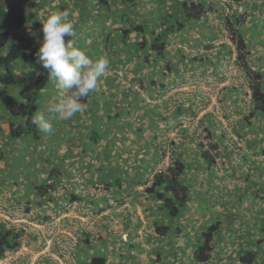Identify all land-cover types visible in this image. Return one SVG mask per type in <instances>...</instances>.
Listing matches in <instances>:
<instances>
[{"label":"crops","instance_id":"0c3cea01","mask_svg":"<svg viewBox=\"0 0 264 264\" xmlns=\"http://www.w3.org/2000/svg\"><path fill=\"white\" fill-rule=\"evenodd\" d=\"M33 3H39V6L41 5V2L43 0H32ZM81 1V0H80ZM139 1V4L134 7L133 14L130 15L131 20L136 21L137 23L143 22L144 19H147L145 17L149 16V13L151 12V8H153L156 3L155 0H137ZM146 1V3H143ZM70 2H73L72 0H68L66 2L63 0V6L65 7V10L68 11L69 8L67 4L69 5ZM222 2V1H221ZM95 3L94 0L90 2H85L84 0V6H82L79 12V16L75 17L73 16L72 20L76 23L74 25V36L71 37H65V41L71 39V42L81 50H83L86 54H88L90 57H97V56H105L109 62V69L106 72V74L100 79L98 82L97 90L92 92L90 94V102L87 109H85L82 112H79L76 114V116L68 121H59L57 119L52 118L54 114H50L47 109L48 106L51 103H54L62 98L61 93L59 89L56 87L55 83L52 81L49 88L46 89L44 92V95L40 99V111L43 113L46 117L52 118L51 122L53 124V135L52 132L45 134L41 132L42 139L41 141L37 143H32L30 140H25L24 138L21 139H12L10 138L8 131H0V156L4 154V158L6 157L5 150L9 152V149L12 151L16 150L21 154V161L18 160L15 162L12 161V164H16V169L18 170L17 166L21 169L17 171V173L13 172V170H9V167H14L13 165L8 166V161H0V169L3 171L5 169V173L11 172L12 176L2 177L0 178V195H2L10 185L13 184L18 186L21 182V189L17 188V195L21 194V197L25 194L32 196H36V184L38 182H42L44 178L47 177V173L50 171L48 170L45 173V169L47 167H43L41 157L42 155H38L42 152L44 149L45 151L48 150L49 153L52 152V150L58 148V146L55 148L54 146V139L58 138L56 135V131H78L80 133V138H83L84 141H81L82 148L84 152H96L95 149L98 151H104L107 152H115L118 151H126V150H132L135 144V139L140 140L141 138L144 139L142 143L145 144L143 146L142 150L145 152L144 156L145 159H142L141 161L137 162V164L130 165L132 160L124 161L128 166L131 168V171L133 169H138L137 167L144 168V171L148 168V170H151L155 164H158L159 161V155L155 156V152L159 149L157 148H167V146L172 145V149L176 150L178 153H183L184 158L186 159V153L187 147H184V141H178L174 137H170V134L165 131H152L153 137L151 135L141 134L140 131H137L135 129V124L133 121V118L135 116L136 120H148L150 121V125L154 127V119H157L161 114L156 113V117L153 112V107L149 108L150 110L145 112V118H140L142 113L139 115H135L134 112H136V109L134 108L135 105L138 104V95L134 90L135 87H138L136 83L137 80L134 81V78L139 76L138 74V68L139 65H137L138 58L142 54H136L135 52L129 53L128 50H124L126 48V45L120 46V42L122 41L121 31L117 29L121 25L124 27H128L127 23L121 24L120 22H113L110 14H113L116 18L117 15H120L121 10L130 7L127 6L125 3L122 2V0H111V3L107 6L108 9L100 8L99 10V17L97 10H92L91 4ZM61 6V5H60ZM163 7V5H161ZM217 16L220 18V22L216 20L211 23H206L200 21L198 23H193V26L196 24H202L201 26H204V30L201 32L195 31L193 32L192 29L189 28V26H186V28L178 33L176 36H172L171 42L176 40V37L179 35L180 37H187L191 40L190 43L196 46H201L202 41L206 38L205 36L211 35V42L215 45V42L218 39V36L220 35V29L219 27H222L221 22H223L222 19V10L223 5L216 4L215 5ZM50 7V8H48ZM62 7V6H61ZM257 7V6H255ZM259 7V6H258ZM264 7V5H263ZM148 8V13L143 12L144 9ZM89 11L86 21H82L83 19H80L82 16V12L84 10ZM64 9L56 8L53 6L52 3L45 4L44 6L40 7L39 14H38V22H30L28 27V34L34 38L35 41H39L43 39V32L41 31L43 25L42 21H45L47 17L57 11H65ZM91 10V11H90ZM108 14H103V13ZM217 12L219 14H217ZM70 16L71 13L69 12ZM96 18L97 21L95 23L93 22L92 17ZM42 18V19H41ZM78 18V19H77ZM147 23L153 24V29H161L162 27L158 25H154L153 21H149L147 19ZM93 22V24H92ZM219 22V23H218ZM247 25H251V29H249V32H254L255 29H257V36L258 42L264 40V31L260 26L264 24V20H261V18H258L257 16L251 19V21H246ZM256 23V24H255ZM262 23V25H261ZM82 24H84V27H82ZM38 25V26H36ZM218 25V26H216ZM94 26V28H93ZM200 26V27H201ZM112 29V32L110 31ZM187 29V31H186ZM190 32V33H187ZM263 32V33H262ZM77 33H80V35ZM181 34V35H180ZM195 34H197V37H200V39H197L195 37ZM187 35V36H186ZM202 35V37H201ZM249 36V33H247ZM178 38L180 39V37ZM193 36V37H192ZM253 36V34H252ZM205 37V38H204ZM128 38V37H127ZM139 34L134 33L131 35V37L128 38V42L135 43L138 41ZM73 39V40H72ZM208 39V37H207ZM206 42V40L204 41ZM173 43L170 44V47L168 49H171L170 52L167 51L165 53L164 59H169L170 64L172 66L179 68V65L185 64L182 62L181 58L178 56H175L172 50ZM133 47V46H132ZM194 47V46H193ZM223 47L220 46L219 50H221ZM260 48V44H258V49ZM256 49V48H255ZM263 49V48H262ZM264 50V49H263ZM259 51L255 53L256 56H259ZM226 52L219 51V54H225ZM168 54V55H167ZM172 55V56H171ZM141 59H143L144 54L141 55ZM155 57L151 56L150 62L152 63ZM173 60V61H171ZM145 61V60H144ZM134 63L136 66V70L133 71V79L129 81H124V77H120L118 75V69L122 66H126V72L125 73H132L130 69L127 68L128 64ZM149 62H144V64ZM141 66V65H140ZM150 74L148 77H152L153 74L151 72V65H149ZM124 69V68H123ZM259 71V70H258ZM129 73V75H131ZM123 74V73H122ZM120 74V75H122ZM148 74L144 75L147 77ZM147 77V78H148ZM165 79V78H164ZM246 83L247 80H245ZM244 81V82H245ZM129 82V83H128ZM242 86V84L240 83ZM237 84H234L233 86H240ZM159 86L158 81L155 79H152V82H150L145 79L144 84L141 85V89L147 90L150 93V97L147 98V101H151V98L153 97V92H155V88ZM161 86V85H160ZM230 86L227 88L226 93L228 91L230 93H233L235 90L234 88L231 89ZM248 86V84H247ZM162 87V86H161ZM114 88V91L107 92L108 89ZM236 92V91H235ZM238 93V92H237ZM111 94V98H110ZM238 95V94H237ZM114 96V97H112ZM110 98V99H109ZM142 98V97H140ZM157 100H154V104H157ZM110 103H113V107L110 105ZM162 104V103H161ZM170 102L164 101L163 105L168 107ZM183 104H185L183 102ZM162 105V106H163ZM181 105V104H180ZM251 102H249V107H251ZM114 110V113H111V110ZM189 108H183L181 106L175 108L173 111H170L171 116L169 120H167V123H163L162 126L164 127L163 130H167L169 128V124H171L174 120L183 122L184 117L186 116V112ZM1 111V109H0ZM112 115H111V114ZM2 115L3 113L0 112V126L3 127V129L9 124V118H4ZM211 117L212 115L209 113L207 114V117ZM250 116V114H248ZM213 117V116H212ZM252 121H245L244 118H242L241 121V133L242 136L245 137L246 145L244 147V150H247L243 153V156L245 159H251L255 157V153L257 154H263L264 155V145L262 143L264 142V116L258 115L254 116L252 115L251 118H249ZM205 122V123H204ZM202 123L205 124L206 129L213 128L215 131H210L213 134V137L216 140H223L227 139L224 138V136H228L227 131H217L218 130V122L213 121V127H211V123H207V120H200L199 125H202ZM207 123V124H206ZM217 123V124H215ZM64 125V128L62 127ZM203 126V125H202ZM2 129V130H3ZM89 131V132H88ZM93 131H101L102 135L97 144L93 146L94 144H90L87 151H85V145L89 144V137ZM183 132V131H182ZM186 132V131H185ZM206 132V131H205ZM209 132V131H207ZM197 131H194L193 134L190 136V140L193 139ZM73 134V133H72ZM71 134V135H72ZM150 134V132H149ZM174 136V133H172ZM183 135V134H182ZM233 135V134H232ZM62 136V134H61ZM180 136V131H178L177 137ZM85 137L87 139H85ZM223 137V139H222ZM141 141V140H140ZM194 141V140H192ZM230 141V140H229ZM21 143L26 144V149L21 150L20 146ZM15 144H18V146H15ZM202 144V143H200ZM199 145H196V148L200 147ZM230 143H227L226 146H228ZM53 145V147H52ZM16 148H15V147ZM129 146V147H128ZM194 146V145H193ZM232 146V145H231ZM66 148H70L71 146H65ZM54 148V149H53ZM204 148H207L205 146ZM160 149V150H161ZM197 150V149H196ZM229 150V147H228ZM68 152H71V150L68 149ZM24 153V155H23ZM31 154L36 155L34 159H32ZM253 156V157H252ZM29 157V158H28ZM99 157V156H98ZM251 157V158H250ZM7 158V157H6ZM196 157H191V160L187 163L192 164L191 168H196L197 172H193L192 178L187 177L188 184H191V197L190 202L187 205V207L183 210L182 213V219L179 222V219H172L168 216V214L163 211L159 210L160 201H157L153 198H151L148 194L145 193V188L147 185L151 183V180H149L150 175L147 176L144 175L143 172H139L138 174L134 173H128L126 174H119L116 176L113 174L112 176L109 175V172H107V175H105V172L103 176L100 177L101 174V167L98 166L99 161L93 160L92 162L82 164L80 167L81 169H84L85 173H90V175H84L85 183L90 184V187H87L86 189H96L92 188L93 184H104L105 189L107 191H103L101 193L94 194V198H92L93 202L91 203L92 206L84 207V209L81 211V214L85 215V217H88L87 220H93L94 215L96 213V218L99 217L103 221L102 227L98 229H94L93 232L92 229L88 226H83V222L77 224V230L76 232L81 235V238L79 239L80 245L78 248V256L77 264H89L90 261L95 256H99L100 253H102L106 258L107 261L105 264H201L197 262L194 258V249L200 244L201 238H202V232L206 230V228L216 222L220 223L218 234L221 233L220 236L215 237L213 241V246L216 250V252H213L212 258L209 260L206 264H231L232 259L230 257L231 252L238 248V250H242V254L245 251H249L251 249L258 250V252L264 253V217H262L260 214L261 212L264 213V207L261 204L260 200L264 201V191L262 190V186L264 187V162H254L255 165H252V167L256 166V171L253 176L252 173H246L248 180V187L244 190L248 193L250 191L251 186H257V189H254L255 192H253L252 196H248L247 193H237L236 196L238 197L237 203L239 206V203H243L245 200V197L248 196V199L252 198V203L255 208H249L247 211H244L247 209V203L243 204L242 206H239L240 213L233 214L230 220L224 221L222 217V211L226 210V208L229 206L230 200L226 198L221 197H214L212 191L213 187L215 188V183L211 182L212 178V168L215 166H218V162H215L211 167L207 166L206 162H204L202 159L200 160L198 157L195 160ZM198 161V163L195 165L193 161ZM243 161V160H242ZM229 162H231L229 160ZM235 162V161H233ZM111 162L105 161L106 166H109ZM118 164L123 165V162H120L119 160L114 161V167ZM188 165V164H187ZM8 166V168H7ZM236 166L238 167V163H236ZM58 168H61V173L66 176L71 177V180L73 181V184L77 185L72 177V173L65 169V167L57 166ZM189 167L187 170V174L189 173ZM7 168V170H6ZM55 168V167H53ZM52 169V168H50ZM97 170L98 172H94ZM206 171V174L208 175V178L205 177L203 174ZM82 172V171H81ZM114 171H111V173ZM239 172V171H238ZM230 173V172H229ZM229 173H226L228 175ZM236 171L234 172V174ZM29 174L31 176L29 177ZM67 174V175H65ZM241 174V173H240ZM242 174H244L242 172ZM144 175V177H142ZM116 176V177H114ZM152 176V175H151ZM225 176V175H224ZM86 177H94L93 180L88 179L86 180ZM218 177V176H217ZM61 178V177H60ZM59 178V179H60ZM222 178V177H221ZM10 179V180H9ZM208 179V180H207ZM121 180L122 184H113V182H117ZM146 181V182H142ZM31 184V185H30ZM2 185H7L6 187L2 188ZM60 185V184H59ZM94 186V185H93ZM26 187H30L27 189ZM15 190V189H14ZM74 190L76 189H70ZM239 190V189H238ZM259 194L258 195V191ZM242 191V190H241ZM233 192V191H232ZM231 192V193H232ZM221 193V192H220ZM66 197L69 196V193H66ZM93 194V193H92ZM222 195V193L220 194ZM80 196L85 195L83 193H80ZM235 196V194H234ZM235 196V197H236ZM262 196V198H261ZM1 197V196H0ZM234 197V199H235ZM33 198V197H32ZM88 197H86L87 199ZM222 201V202H220ZM229 201V202H228ZM226 203L227 206H226ZM233 204V203H232ZM221 206H226V208H222ZM231 209V210H232ZM222 210V211H220ZM245 212V213H244ZM180 216V217H181ZM205 216V221H202L201 217ZM215 216H221L220 219L214 220ZM238 216L240 217V222L243 223L242 227L246 228L244 231V236L237 234L236 229L233 226L234 217ZM247 216V217H246ZM82 217V218H85ZM95 218V219H96ZM212 219V220H210ZM156 220L161 221L162 223L172 224L173 223V229L169 232V234L161 236L158 235L155 231V222ZM215 221V222H214ZM222 222V223H221ZM99 223V221H98ZM211 223V224H210ZM241 223V224H242ZM100 224V223H99ZM87 225V224H86ZM230 225V226H228ZM74 226V227H75ZM258 227H261V230L258 229ZM253 231L256 234V237L254 236V240L251 244L247 243V236L250 231ZM84 233V235H83ZM123 235L127 236V240L123 239ZM81 240L84 242L81 245ZM250 240V239H248ZM216 241H219L218 245L216 244ZM157 243L158 245L155 246L154 243ZM238 242V243H236ZM231 243V244H230ZM263 245V246H262ZM154 246L158 250L156 253H154ZM170 247H173L172 250H170ZM222 249H225L222 250ZM237 250V251H238ZM257 252V254H258ZM236 254L234 251L232 253ZM240 254V256L242 255ZM257 254L256 259L257 260ZM160 255V256H159ZM159 256V258H158ZM238 258H240L238 256ZM2 261V260H0ZM7 263V261H4ZM241 262L239 261V264ZM254 263V262H253ZM252 263V264H253Z\"/></svg>","mask_w":264,"mask_h":264},{"label":"rangeland","instance_id":"374dc122","mask_svg":"<svg viewBox=\"0 0 264 264\" xmlns=\"http://www.w3.org/2000/svg\"><path fill=\"white\" fill-rule=\"evenodd\" d=\"M65 1L68 2V0ZM72 1L73 2H70L69 5L67 4V6L69 8L68 12L71 13V16L69 15V20L75 25L76 23L73 22L74 20H72V18L73 16L75 17L79 16V12L82 9L81 7L84 6V0L81 1L72 0ZM90 1L91 0H85V2H90ZM183 1L185 0H166L163 7L157 3L153 8H151V12L149 13L148 16L149 18L151 17L149 21L157 20L154 23V25H158V24L161 25L163 19V13L165 12L170 13L173 16L176 15L177 17H181L182 12H181L180 3H182ZM187 1H192V0H187ZM206 1L209 4L214 3V5L219 4V5L227 6L228 9H230V11H239L242 14L243 18L245 19V21H251V19H253L256 16L258 18H261V20H264V7H263L264 0H206ZM143 3H146V1H144ZM228 9H227V13L229 12ZM147 11L148 8L143 10V12L148 13ZM217 14L219 13L217 12ZM208 15L209 18L206 21V23H211L214 22L215 20L216 22L217 21L220 22L221 18L217 16L216 13H214V11L210 12ZM224 15L226 16L225 13L224 14L222 13V19H224ZM244 15H246V17ZM221 24L222 27L216 25L218 26V29H220L219 32L220 35L218 36L215 45L211 42L212 40L211 35L205 36L206 38L204 37L205 38L204 41L206 40V42L202 41L201 46L193 45L194 46L193 47L192 44L190 43L191 40L188 38L187 35H186L187 37L185 38L180 37L178 35L180 39L177 36L176 40L171 42L174 44L172 45L173 46L172 50L175 51L173 52L174 55L175 56L179 55V57L181 55L185 56V58L182 59V62L185 64L186 67H184L183 65H179V68L177 69V67L172 66V64L168 65L169 59H161L160 57H156L154 60H152L153 61L152 63L149 62L144 64L146 60L144 61V58L141 59L142 56H139L138 58L139 60L137 62V65H139L138 68L139 76L134 78V81L137 80L136 83L135 82L132 83L138 85V87H135L134 91L138 95H140L137 98L138 104L135 105L134 107L136 109V112L134 113L135 115H137L138 113L140 115L142 113L140 118H145V112L149 111L150 110L149 108L153 107V112L155 117H156V113L161 114V116L153 120L154 122H156V124H154V127L150 125L149 120L148 122L147 120L144 121L140 119L136 120L134 116L133 121L135 124V129H137V131H140L141 134L148 133V135H151V137H153L152 131H163L164 133L166 131L167 133L170 134V137H174L178 141H184L185 144L184 147H187V151H185V153H186V160H188V162L191 160V157L200 158L202 155L200 152V147L196 148V145L202 143L205 146H208L209 149H211L212 151L211 153L215 157V162H218V166L217 167L214 166L212 168L213 170L212 171L213 174H211L212 178H208L206 171L203 173L206 178L211 179L210 181L215 183V188L213 187V190L212 189L210 190V192L212 191V193L210 194L213 195L211 198L214 199V197H221L230 200L233 197L231 199V202L228 201L229 206L227 208L226 206L228 203H226V206H221L222 208L224 207L226 208V210L223 211L220 210L222 211L221 213L223 214L222 217L215 216L214 220H218L221 217L222 219L224 218L223 219L224 221L226 220L229 221L230 220L229 218H231L233 214L240 213V210L239 211L235 210V209H240L239 206H242L243 204L247 203V206L249 207H247V209L244 211H247L251 207L252 208L256 207L252 203V198L248 199L249 198L248 196H252L253 192H255L254 189H257L258 187L254 185L251 186L250 191L247 193L244 190V188L246 189L249 183L247 180V176L245 174L249 172L252 173L253 176H255L254 174H256L255 171L257 170L256 166H259L260 163L254 167H252V165H255L256 162H261V161L264 162V155L261 153L260 154L255 153V157L252 156L253 157L252 160L251 159L247 160L244 157H242L243 153L246 152L247 150H244L246 141H245V137L242 136L243 134L241 133L242 128H241L240 120L242 118L246 119L245 117L251 118V116H248L250 112L249 102H251L250 89L245 81L246 78L244 75L246 74V69L243 67L242 64H240L237 61V52L232 44L230 31L224 26V22H221ZM201 25L202 24H196L193 26V24H190L188 26L190 29L193 30V32L195 31L201 32L202 30L205 29L204 26ZM251 27H252L251 25H247L245 30V37L247 39V43L250 45V47L248 48L250 52L249 64L255 69V71L259 70L264 73V50H263L264 40L258 42V39L256 38L257 36H255L257 34V29H255L254 32L250 33L249 29H251ZM260 28H262L264 31V24L260 26ZM247 33H249V36L247 35ZM196 35L197 34H195V37H197ZM197 39H200V37H197ZM224 44L229 45L231 47V53L228 54L226 57L222 58L221 56L223 54L222 55H217V54L220 51L219 47ZM258 44H260L259 49H258ZM257 51H259L258 52L259 56L255 55ZM204 57L210 58L212 61H216L218 67L216 73H214L213 72L214 70H212L211 68L209 69V71H212V74L209 73V71L202 69L201 65H203L205 59ZM16 63L17 64L15 66L19 74L18 76L19 77L23 76V78L18 79L19 83L17 85L10 87L11 95L16 94L14 90H17L18 93L22 85H28L31 83L30 80L31 75L28 73L30 68L26 67V65L22 61H18ZM149 65H151V72L153 74L152 77H148L150 74ZM127 68L130 69V71L132 72V73L129 72L131 75H129L128 72L125 73L126 66H122L118 69V75L120 77H124V81L132 80L133 71L134 70L137 71L134 63L128 64ZM146 74H148L147 75L148 78L144 76ZM155 78L158 81L159 86H157V88H155V92H153L154 99L151 98V101L148 102L147 98L150 97V93L147 90L141 89V85L144 84L145 79H147L151 84L152 79ZM240 83L243 86L241 87L243 91H241L240 93L238 92L239 94L237 92L230 93L229 91L228 93H226L227 88L233 86L234 84L240 85ZM114 90H115L114 88L108 89L105 93L107 95V92H111ZM110 98H111V94H110ZM154 100L158 101L157 104H154ZM164 101L170 102L168 107L163 105ZM183 102L185 104H183ZM110 105L113 107V103H110ZM179 106L183 108L185 107L189 108L185 114L186 116L184 117L183 122L174 120L171 124H169V128L167 130H163L164 127L162 126V124L167 123V120H169L171 116L170 111H173L175 108ZM2 108L3 106L2 104H0V109ZM112 112L114 113L113 109L111 110V113ZM209 113L213 117L212 116L207 117V114ZM205 119L207 120V123L208 121L209 123H211V127H213V121L215 119V121L218 122L217 131H227L228 133L231 134H228V136H224V138L227 139L226 140L224 139L223 142H221V140H216L213 137V134L210 132V131H215V129L213 130V128H211V130L207 132L206 128L204 127L205 122L202 123L203 126L198 124L200 120L202 121ZM248 121H252V120L248 119ZM62 127L64 128V125ZM2 129L3 127L0 126V131H5L7 129V126L3 130ZM178 131H180V136L177 137ZM194 131H197V133L192 139L194 141H192L190 140V136L191 134H193ZM55 133H56L55 136H58V138H55L53 143L55 145L54 147L56 148L58 146V148L56 149L53 148L54 150H52L51 153H49L48 150L45 151L43 149L42 152L38 154V155H42L41 161L43 167H47V169H45V173L48 170H50L47 173L48 176L51 170L53 169V167H57L58 165L60 167H65V169L67 168V170L72 173L73 180L77 185L73 184L71 177L67 178L66 176L64 177V175H61L60 185H58V189L55 192H52L53 196H51V199L48 197L41 198L38 195V193L36 196H32L33 198L28 194H25L22 197L21 194L17 195L16 189L17 188L21 189V182L20 185L18 186L16 185L13 186V184L10 185L6 190V192L0 195L1 196L0 221L6 223L7 226L10 227L14 226L19 229L20 228L25 229L21 247L18 250H13V252L12 251L7 252V254L14 255L13 258L15 259L6 264H77L76 259L78 253L77 251H75V248H79L80 245L79 239L81 238V235L76 232L77 230L76 226L77 225L80 226L79 224L83 222V226H88L89 228L92 229L91 231L93 232L94 229H98L99 227L101 228L103 225L102 219L99 217L96 218V213L93 217L94 219L89 221L87 220L88 217H85L84 214L83 215L81 214V211L84 209V207H87L88 204H91L93 202L91 197L94 198L95 197L94 194L101 193L109 189V187L105 189V185L101 183L93 184L94 186L92 185V188H96V189H89V188L86 189L87 187L91 188V186L90 184L85 183V178L83 176L84 169H81L80 167L82 164H86L88 163V161L92 162L93 160H98L99 161L98 166L101 167L100 177L103 176L102 172L103 173L105 172V175H107V172H109V175L111 176L113 174L118 176L119 174L128 175V173L138 174L139 172L144 171V168L142 167L141 168L137 167L138 169H135L136 168L135 167L133 171H131V168L128 166V164L124 162V161L132 160L130 165H134L137 164V162L141 161L142 159H145L144 156L145 152L142 150L143 146H145V144L142 143L144 141L143 138L140 139L141 141L135 139L134 142L136 146H134L132 150L119 152L118 151L119 148H118L117 151L115 152L110 151L105 153L104 151H100V150L98 151L97 149H95L96 152L92 153L91 151L90 152L83 151L81 141L83 142L84 139L80 138L81 136L78 131H56ZM172 133H174V136H172L173 135ZM29 138L32 140V136H30ZM85 139L87 138L85 137ZM32 141H35V139H33ZM210 143L217 144V149L215 150L212 149ZM227 143L230 144L226 146ZM262 145H264V142L262 143ZM15 146H18V144H15ZM65 146H71V147L66 148ZM171 146L172 145H170L169 143V146H167V148H163L164 154L160 153V157H159V160L160 159L161 160L159 161L158 164H155L151 170L147 171L148 175H150L151 173L155 174V172L160 173L162 171H165L168 169L169 166L172 165L173 155L175 156V153L173 154V151L175 152L176 150H173ZM20 149L21 150L26 149V144L21 143ZM68 149L71 150V152H68ZM5 154L7 158L6 157L4 158L3 157L4 154H3L2 156H0V161L2 160L8 161V166L10 165L14 166V167H9V170H13V172L17 173V171L21 168L17 166L18 168L17 170L15 167L16 164L15 163L12 164V161L10 160H14L15 162H17L18 160L21 161V154L17 151V148L16 150L13 151L12 149L11 150L9 149V152L5 150ZM36 155L31 154L32 159H34ZM115 160H119L120 162H123V165L118 166L117 164L114 167ZM229 160L231 162H229ZM105 161L111 162L110 165L106 166ZM193 162H195V160ZM236 163H238V167L236 166ZM111 171L114 172L111 173ZM235 171L236 173L234 174ZM94 172H98V171L95 170ZM188 172L189 173L186 175V181H188L187 177L192 178L193 172H197V170L194 167L192 168L189 167ZM242 172L244 174H242ZM4 173H5V169L3 171L0 169V178L7 177L6 175L12 176L10 171L9 173L8 171L6 174ZM226 173L229 174L226 175ZM84 175H90V173H85ZM30 176L31 174H29V177ZM89 178L91 180L94 179V177H86V180L88 181ZM152 179L153 177L150 175L148 181L150 180L152 181ZM6 186L7 185H2V188ZM26 188L29 189L30 187H26ZM69 188L76 189V193L78 194L83 193L85 195V197L82 196V199L78 201V205L75 208H72L73 204L71 205V207L68 206L69 203L72 201L70 199L71 195L67 197L65 196L67 195L66 193H69ZM220 192L222 193V195H220L221 194ZM241 192H242L241 195H243V193H247L248 196L245 197V200L247 201H244L242 204L239 203L238 206L236 200L238 199V197L236 196V194ZM257 192L258 195H260L259 190ZM229 194H231L232 197H229L231 196ZM234 194L236 197L234 196ZM86 197L88 198L86 199ZM260 202L264 207V201L260 200ZM231 207H234L235 209L234 208L232 209ZM260 215L264 217V213L261 212ZM47 217L50 218L47 219ZM201 218L202 221H205V216ZM178 219L180 222L182 216ZM240 220H241L240 217L235 216L233 221V226L236 229V233L238 232L237 234L244 236L245 235L244 231L246 230V228L242 227L243 223L240 222ZM98 221L100 224L98 223ZM50 224L52 226L51 231L49 230L50 228H48ZM258 229L261 230V227H258ZM248 231H250V229H248ZM219 234L221 235V233ZM219 234L216 233L215 237L220 236ZM256 234L257 233L253 231L249 232L247 238L250 240L248 239L246 240L248 244L252 243V241L254 240V236L256 237ZM123 239L127 240V236L123 235ZM83 243L84 242L81 240V245ZM218 243L219 241H216L217 245ZM154 244L155 246L158 245L156 242ZM155 246L153 251L154 253L158 251ZM172 249L173 247H170V250ZM222 250L225 251V249ZM237 250L238 248H235L233 250L236 253L233 254V256H232L233 251L231 252L230 257L231 259L233 258L231 264H239L240 258H238V256L240 257V254H242V250L240 249L238 251ZM216 251L218 250L214 248L213 252ZM261 251L258 252L257 260L254 261L253 264H264V253H261ZM17 252H19V254H17ZM100 255L103 254L100 253Z\"/></svg>","mask_w":264,"mask_h":264},{"label":"trees","instance_id":"16d2710c","mask_svg":"<svg viewBox=\"0 0 264 264\" xmlns=\"http://www.w3.org/2000/svg\"><path fill=\"white\" fill-rule=\"evenodd\" d=\"M165 1L166 0H155V3L164 5ZM94 2L95 3L91 4V8L94 11L97 10L96 12H98L97 15L99 17L100 8L108 9L107 6L111 3V0H94ZM122 2L130 7L121 10L120 15H117L118 18L110 14L113 22L128 24V27L121 25L117 28L121 31L122 36L120 46L126 45L124 50H128L129 53L135 52L137 55L141 53V55L144 54L143 58L146 62H150L151 56L164 59L165 53L171 50L168 48L170 47L173 34L177 35L190 24H195L202 20L206 22L209 18L208 14L217 9L214 3L209 4L206 0H185L180 3L182 12L181 17H177L176 15L173 16L166 12L163 13V19L160 25L162 28L156 30L153 29L151 23H147V19L150 20L151 17H145L147 19H144L141 23L131 20L130 15L133 14L134 7L139 4V1L122 0ZM49 3H52L53 6L58 9L60 7L65 10L63 0H43L40 6L39 3H33L32 0H0V104L3 106L0 112L4 114L2 115L4 118H9V124L6 130L10 138H24L27 141L31 140L29 137L32 136V140L35 139V141L31 140V142L34 144L41 141L42 136L37 126L32 123V118L37 112H41L40 99L44 95V91L49 88L52 81L48 80L46 70L41 68L37 63L36 54L41 46L42 39L35 41L27 31L31 21L34 23L38 22L37 19L40 7ZM227 8V6H223L222 9V13L226 14V16L224 15V24L230 31L231 41L237 52V61L246 69L247 84L251 89L250 100L252 105L249 114L250 116H264V73L262 71H255L249 64L250 52L248 48L250 45L247 43L245 37L247 22L239 11L229 10L227 13ZM88 13L89 11L86 9L82 12L80 19H83V22L86 21L85 19ZM103 14L108 13L106 12ZM108 16L109 14L107 17ZM244 16L246 17V15ZM92 19L94 23L97 21L95 16L92 17ZM156 21L157 20H154L153 22L155 23ZM82 27H84V24H82ZM110 31L112 32V29ZM134 33L139 34L138 41L135 43L128 42V38ZM78 34L80 35V33H77V35ZM222 47L220 51L226 52L221 56L223 58L231 53V47L226 44L222 45ZM180 58L182 60L185 56L181 55ZM204 58L203 65H201L202 69L209 71L211 68L214 70L213 72L216 73L218 69L216 61H212L207 57ZM18 61H22L26 67L30 68L28 73L31 75V83L22 85L18 93L17 90H14L16 94L11 95L10 87L17 85L19 83L18 79L23 78V76H18L19 74L15 66ZM168 65H170V62ZM209 73L212 74V71H209ZM241 87L243 86H233L231 89L234 88L236 92L240 93L243 91ZM90 94L82 101L87 104V108L90 102ZM245 118L244 120L249 119L247 117ZM206 130L210 131V129ZM101 135V131H93L89 137V144L85 145V151L88 150L90 144H97ZM210 144L212 149H217V144ZM204 147V144H200V152L202 155L199 159H202L206 162L208 167H211L215 163V157L208 146V149ZM157 149L159 150L155 152V156H160V153H163L164 149ZM174 153L175 156L173 155L172 165L169 166L167 170L160 173L158 172L154 175L151 183L146 186L145 193L151 198L160 201L159 210L164 213L166 212L170 218L175 220L180 218L183 210L190 202L191 184L187 183L186 175L188 166L191 167L192 164L189 165V163L186 162L183 153L173 151V154ZM196 159L197 157L195 160ZM197 163L198 161L194 162L195 165ZM61 170L62 169L58 167L53 168L42 182L36 184V192L41 198L48 197L51 199V196H53L52 192H55L60 184L59 178L62 175ZM147 171L148 168L144 172V175L147 174L148 176ZM144 175L142 177H144ZM151 175H153V173H151ZM142 182L146 181L142 180ZM114 183L122 184L121 180L117 182L114 181L113 184ZM261 188L264 191V187L262 186ZM69 195H71V202L82 199V196L74 190H69ZM49 218L50 217H47V219ZM219 227L220 223L216 222L209 225L206 230L202 232L200 244L193 252L197 262L206 264L213 257V241ZM172 229L173 224L171 223H162L158 220L155 222V231L158 235H167ZM24 231L25 229H19L14 226L10 227L7 226L6 223L0 221V259L5 258L8 251L18 250L21 247ZM257 252L258 250L254 249L245 251L240 256L239 261L243 264H252L256 259ZM106 261L107 258L104 255H97L89 264H105Z\"/></svg>","mask_w":264,"mask_h":264},{"label":"clouds","instance_id":"9594fccd","mask_svg":"<svg viewBox=\"0 0 264 264\" xmlns=\"http://www.w3.org/2000/svg\"><path fill=\"white\" fill-rule=\"evenodd\" d=\"M69 15L66 10L57 11L42 21L43 39L36 54L37 63L46 70L48 80L53 81L61 93L62 98L51 103L47 109L50 114H54L52 118L59 121L71 120L87 108V104L82 101L97 90L98 82L110 65L105 56L93 58L76 47L71 39L66 43L65 37L74 36V25L69 20ZM244 76L247 80L246 74ZM52 118L37 112L32 123L37 126L38 131L48 134L53 131ZM75 251L78 252V248Z\"/></svg>","mask_w":264,"mask_h":264},{"label":"built area","instance_id":"2783aa9c","mask_svg":"<svg viewBox=\"0 0 264 264\" xmlns=\"http://www.w3.org/2000/svg\"><path fill=\"white\" fill-rule=\"evenodd\" d=\"M228 9V8H227ZM226 9V10H227ZM230 9H228V11H229ZM250 96H251V92H250ZM156 173H158V172H155V174ZM154 173H153V175H152V177H154V175H155ZM73 204V206H72V208H75V207H77V205H78V202L77 201H75V202H71V203H69V207H71V205ZM79 209V208H78ZM48 228H50L49 230L51 231V229H52V226H51V224L48 226ZM74 238V237H73ZM74 243H76V242H74ZM10 252V251H9ZM13 252V251H12ZM17 254H19V252H17ZM11 254H7L6 255V257L5 258H3V259H1L2 261H0V264H6V262H4V261H7V263L8 262H10V261H13L15 258H13L14 257V255H11Z\"/></svg>","mask_w":264,"mask_h":264}]
</instances>
